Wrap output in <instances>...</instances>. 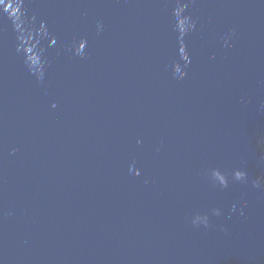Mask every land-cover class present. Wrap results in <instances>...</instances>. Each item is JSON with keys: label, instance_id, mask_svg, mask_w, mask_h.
Masks as SVG:
<instances>
[{"label": "water", "instance_id": "obj_1", "mask_svg": "<svg viewBox=\"0 0 264 264\" xmlns=\"http://www.w3.org/2000/svg\"><path fill=\"white\" fill-rule=\"evenodd\" d=\"M0 264H264V0H0Z\"/></svg>", "mask_w": 264, "mask_h": 264}]
</instances>
